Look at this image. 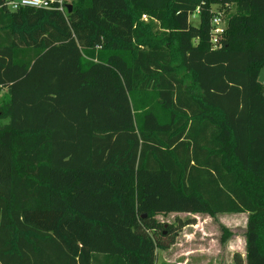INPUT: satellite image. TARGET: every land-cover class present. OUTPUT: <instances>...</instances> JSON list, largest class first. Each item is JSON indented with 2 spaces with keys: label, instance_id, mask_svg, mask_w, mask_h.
<instances>
[{
  "label": "trees",
  "instance_id": "1",
  "mask_svg": "<svg viewBox=\"0 0 264 264\" xmlns=\"http://www.w3.org/2000/svg\"><path fill=\"white\" fill-rule=\"evenodd\" d=\"M70 4L0 0V264H156L170 212L264 264V0Z\"/></svg>",
  "mask_w": 264,
  "mask_h": 264
},
{
  "label": "rangeland",
  "instance_id": "2",
  "mask_svg": "<svg viewBox=\"0 0 264 264\" xmlns=\"http://www.w3.org/2000/svg\"><path fill=\"white\" fill-rule=\"evenodd\" d=\"M66 1L70 3L71 0ZM228 9L232 10L233 7ZM216 11L224 18L225 14L222 11ZM143 20L152 21L153 28L158 29L157 21L149 16L144 15ZM190 21L198 24V14H192ZM260 79L264 82V68L260 73ZM4 96L5 90L0 91V103ZM156 217L166 226L184 223L168 247L156 250V264H232L235 253H241L242 256L245 254L246 213H220L213 217L207 213L170 212ZM221 226L232 232L225 244L221 243Z\"/></svg>",
  "mask_w": 264,
  "mask_h": 264
},
{
  "label": "built area",
  "instance_id": "3",
  "mask_svg": "<svg viewBox=\"0 0 264 264\" xmlns=\"http://www.w3.org/2000/svg\"><path fill=\"white\" fill-rule=\"evenodd\" d=\"M6 6L11 10H17L21 7H36L44 9H58L66 12V0H5ZM212 26L215 37L225 30L226 21L219 14L212 18Z\"/></svg>",
  "mask_w": 264,
  "mask_h": 264
},
{
  "label": "water",
  "instance_id": "4",
  "mask_svg": "<svg viewBox=\"0 0 264 264\" xmlns=\"http://www.w3.org/2000/svg\"><path fill=\"white\" fill-rule=\"evenodd\" d=\"M67 9H68V11H71V9H72V4L68 3V4H67Z\"/></svg>",
  "mask_w": 264,
  "mask_h": 264
}]
</instances>
